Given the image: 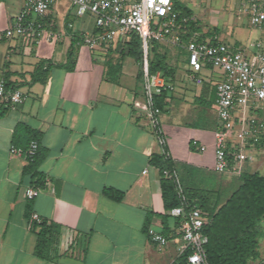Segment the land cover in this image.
Segmentation results:
<instances>
[{"label":"crops","instance_id":"0c3cea01","mask_svg":"<svg viewBox=\"0 0 264 264\" xmlns=\"http://www.w3.org/2000/svg\"><path fill=\"white\" fill-rule=\"evenodd\" d=\"M60 1L46 16L52 23L47 30L60 39L44 37L34 44L19 38L0 47V79L7 75L8 83L27 96L22 105H0L7 110L0 119V264H172L173 253L181 245L177 221L172 217L168 221L170 240L162 248L144 232L152 216L150 229L162 233L159 216L166 211L159 171L150 164L151 156L162 150L140 107L145 100L143 79L142 88H137L139 67L131 80L123 81L126 73L117 47L106 58L109 49L92 51L82 44L77 47L80 54L74 71L53 68L46 83L33 82L40 63L66 64L73 33L88 35L73 25V32L66 30L69 11L61 9ZM25 2L0 0V32L11 27ZM108 62L122 65V79L111 78ZM179 67L160 121L182 188L183 184L200 188V175L215 172L216 84L222 76L212 68H205L208 75L202 74L205 69L193 73L189 62ZM20 125L42 133L47 151L40 167L46 187L33 201L25 196L32 187L31 177L24 174L29 140L25 131L22 144H15ZM13 146L23 154H13ZM238 166L241 172L220 175L240 178L248 167L244 162ZM106 188L124 193L123 201L106 198ZM217 192L214 195H220L222 204L231 196L224 201ZM28 207L33 216L58 227L51 261L35 256L38 238L32 231L33 217L31 223L26 216Z\"/></svg>","mask_w":264,"mask_h":264},{"label":"built area","instance_id":"2783aa9c","mask_svg":"<svg viewBox=\"0 0 264 264\" xmlns=\"http://www.w3.org/2000/svg\"><path fill=\"white\" fill-rule=\"evenodd\" d=\"M60 0H26L21 13L10 28L0 32V45L8 40L26 39L38 43L46 37L49 41L60 39L56 33L47 30L42 22ZM76 7L79 17L96 16V30L84 38V44L92 51L116 48L129 42L131 35L138 33L143 40V93L144 104L140 106L147 119L162 154H166L167 139L161 126V109L156 105V96L172 92L174 85L162 74H150L148 42L172 43L184 47L193 73L212 68L221 73L216 84L215 108L219 127L215 141L214 171L224 174L230 170L239 171L245 160V151L257 146L264 147V120L252 111H258L264 104V42L252 43L249 48L230 47L220 42L218 35L201 40L202 33L195 32L183 45V32L187 17L182 18L176 10L175 0H68ZM240 12L249 18L251 26L264 33V0H236ZM158 22H157V21ZM197 82L202 84V80ZM27 96L20 90H8L4 79H0V105L19 106ZM239 141L238 145L233 140ZM237 146V147H236ZM12 153L22 155V150L12 147ZM38 143L33 141L27 151V162L37 155ZM145 174L147 171L144 172ZM167 178H173L180 192L182 186L177 173L166 171ZM41 194L40 189L29 187L25 196L33 201ZM170 215L179 220L178 233L181 245L179 255L191 251L189 264H207L205 247L209 242L204 234L208 215L198 208L188 212L183 206L173 209ZM33 220L40 222L37 215ZM151 241L163 247L168 239L159 231H148Z\"/></svg>","mask_w":264,"mask_h":264},{"label":"trees","instance_id":"16d2710c","mask_svg":"<svg viewBox=\"0 0 264 264\" xmlns=\"http://www.w3.org/2000/svg\"><path fill=\"white\" fill-rule=\"evenodd\" d=\"M176 10L182 18L187 17L189 23L185 25L183 32V45H186L195 32L202 33L201 40L208 37L219 35L216 30L213 32L203 33V27L200 22L195 20L193 12L187 8H181L176 5ZM42 22L48 28L52 25L51 21L43 18ZM72 22L69 17L66 19V30L73 32L70 27ZM54 29V25L51 26ZM84 44V36L79 33L72 34V42L67 55V62L63 65L53 63H40L32 79L34 83H46L50 72L53 68H61L68 71H74L76 68L77 57L76 50L79 45ZM162 43L154 40L148 42V62L150 74H162L165 78L174 81L175 70L167 63V55L162 52ZM121 61L126 58L133 59L139 66L138 78H144V46L142 37L138 34H132L129 42L120 43L117 46ZM113 53L112 48L109 49ZM118 66V67H117ZM113 65L108 62V74L113 75L116 70H121L122 65ZM116 67V68H115ZM118 68V69H117ZM8 90H16L11 83H8V76L4 75ZM169 92L165 91L160 96H156V105L162 113L166 110V98ZM5 105V104H4ZM1 105V106H4ZM6 109L0 107V119L6 114ZM26 132L29 136L28 144L25 146V152L30 147L31 142L38 143V151L32 162L24 169V174L31 177V186L36 189L46 187V177L40 172V167L47 157V151L42 147L43 134L35 133L28 127L20 125L16 129L15 144L20 146L21 132ZM193 148V145L191 144ZM27 159V156H26ZM150 164L159 171L162 198L166 215L159 216L163 221L162 234L170 240L171 230L168 221L171 218L170 212L178 207L183 206L188 212L192 208H198L208 215V221L204 227V234L208 237L209 242L205 247L207 264H248L250 259L258 257V245L260 232L259 223L264 219V176L258 172L244 173L240 176L241 185L234 191L230 198L221 203L220 195L217 191L205 190L201 188H191L183 184L182 193L173 178H167L166 171L174 172L175 165L172 162L166 148V154H154L150 158ZM106 198L115 202H122L125 195L122 192L112 188H106L103 191ZM27 219L32 223L33 212L30 207L27 209ZM153 217L147 218L144 232L148 234L150 222ZM176 226H179V220H176ZM32 231L38 238L35 249V256L44 261H51L52 250L60 236L58 227L46 220L32 223ZM191 251L178 255L172 264H189L188 258ZM264 264V263H263Z\"/></svg>","mask_w":264,"mask_h":264},{"label":"rangeland","instance_id":"374dc122","mask_svg":"<svg viewBox=\"0 0 264 264\" xmlns=\"http://www.w3.org/2000/svg\"><path fill=\"white\" fill-rule=\"evenodd\" d=\"M178 7L187 8L193 12L195 20L199 21L203 27V33L219 32L220 42L230 47H241L247 49L252 43L264 42V33L253 26H251L249 18L240 12L238 3L236 0H175ZM61 9L69 11L68 17L73 23L74 29H82L86 34L90 36L96 30V16L86 15L79 17L76 13V7L72 2L68 0H61ZM157 21V20H156ZM158 22V21H157ZM86 35V36H88ZM2 45V44H1ZM0 45V47H2ZM61 48H64L63 46ZM162 52L167 55L168 65L175 70L180 68V64L184 65L188 62V52L183 48L166 42L161 45ZM83 52L89 54L88 50L81 48ZM81 51V52H82ZM109 52V51H108ZM80 49L76 50V57L78 58ZM112 54L106 55V58H111ZM116 60V59H115ZM118 60V59H117ZM124 63L125 73L123 81L131 80L133 71L138 70V65L133 59L126 58ZM86 61L84 58L81 60V64L84 65ZM116 63V62H115ZM117 64V63H116ZM115 64V65H116ZM118 65V64H117ZM116 65V66H117ZM118 67V66H117ZM116 68V67H115ZM118 69V68H117ZM111 78L117 80L122 79V75L119 70L115 69ZM202 74H210L209 70H203ZM132 80H134L132 78ZM137 88H142V80L138 81ZM262 108L255 112L252 111V115H257L264 120V104ZM217 113V111H216ZM163 115V113H162ZM161 115V116H162ZM218 120V115L216 117ZM219 122V120H218ZM250 153L245 151L244 164L248 169L242 170V172H258L264 176V147L257 146L250 149ZM241 170V169H240ZM241 172V171H238ZM200 179L197 180V185L201 189L211 191H221L222 200H227L230 195L239 188L241 180L238 177H228L226 175H220L215 172L201 174ZM229 180L227 183L226 181ZM231 181V182H230ZM258 230L260 232L259 245H258V257L256 259H250L248 264H263L264 263V219L259 223ZM178 252L173 253V257L176 259ZM171 261V259H170ZM169 263V262H168Z\"/></svg>","mask_w":264,"mask_h":264}]
</instances>
